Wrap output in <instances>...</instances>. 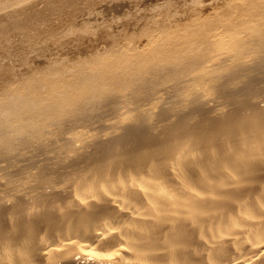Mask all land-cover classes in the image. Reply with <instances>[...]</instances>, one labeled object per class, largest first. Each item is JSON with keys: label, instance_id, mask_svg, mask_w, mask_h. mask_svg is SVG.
Instances as JSON below:
<instances>
[{"label": "bare ground", "instance_id": "bare-ground-1", "mask_svg": "<svg viewBox=\"0 0 264 264\" xmlns=\"http://www.w3.org/2000/svg\"><path fill=\"white\" fill-rule=\"evenodd\" d=\"M173 4L0 56V264H264V0Z\"/></svg>", "mask_w": 264, "mask_h": 264}, {"label": "rangeland", "instance_id": "rangeland-1", "mask_svg": "<svg viewBox=\"0 0 264 264\" xmlns=\"http://www.w3.org/2000/svg\"><path fill=\"white\" fill-rule=\"evenodd\" d=\"M135 1L134 0H128V1L127 0H64V1L63 0H21L18 2V1H14V0H0V2H1L0 3V56H4L5 54L7 55L10 53V56L8 57L9 59L4 58L2 62L4 65L8 64L10 62V65H12V66L17 65L19 68V66H21L22 59H26V60L37 59L38 60V57L39 58L44 57V55L43 56H39V55L36 56L38 53L36 51H32V49H30L29 45L27 46L26 43L27 42L29 44L35 43L36 48L42 47L41 46L42 44H40L42 42L40 40L43 38L44 39L48 38L46 36H49L51 31H53V33H54L53 34L51 32L52 33L51 36H53V35L54 36L52 38L51 37L48 38L49 39L48 44H47V40L46 41L44 40L45 42L42 40L43 43H46L47 46L49 47V48L46 47L47 48L46 54L49 52L48 56L50 54L53 55L54 53H52V52H55V54H56L57 50L60 53L58 52L57 54H59V55H56V56H61L64 54H65V56L66 55L70 56L71 52L73 53V55H74V53L79 54L80 51L86 50V48L90 42L94 41V43H95L97 40H99V41L102 40V42H100V43H102V45H104L103 40L106 38V36H104L105 35L104 33H107L108 30H109L108 32H115V30L119 28L118 25L121 28H125V27L127 29L130 28V27H127L128 25L124 26L127 23V21L126 22H124V21L126 20L125 19L126 17H129V18H127L129 20L133 15L138 14L137 11H135V12L133 11V9L134 10L137 9L135 7H137L139 5L137 10L139 12V8H141L140 12H142V13L139 12V14L142 15L144 12L147 11L146 9H148L150 11L151 6L154 7L156 4H159V3L161 4L164 1H168V0H135ZM169 1H173V3H174L173 6L175 5L174 9H183V8L185 9V7H187L186 9H188L191 12H192V10H193V12L195 10H197V7L199 10L202 8L201 9L202 13H211L214 11L213 10L214 8L215 9L217 8L216 10H221L220 8H222L224 10V8H223L224 6L222 4L224 0H221V1H219V0H202L201 4H198V5L196 4L197 6L196 5L194 6L192 1L190 2V0H187L188 2L186 0L185 1L169 0ZM230 1H232V0H230ZM130 2H132V3H130ZM175 2H177V4ZM181 2H183V3H181ZM189 2H190V5L187 6L189 4ZM180 3H181V5H180ZM182 4L186 5V6H182ZM106 5H109V6H106ZM144 7H146V8L144 11H142ZM170 7H172V6H170ZM176 7H179V8H176ZM58 8H60V9H58ZM90 11H92V13ZM130 11H132V12H130ZM8 12H10V13H8ZM87 12H89L88 16H87ZM97 12L99 14H97ZM129 13H130V15H129ZM139 14H138V16H140ZM87 17H89V18H87ZM82 18H84V19L82 20ZM97 18H98V20H97ZM132 20L133 19H131V21ZM50 29H51V31L48 32V30H50ZM85 29L87 31L91 30V32L89 31L90 36H88L89 35L88 32H85L86 31ZM70 30L78 31V33L76 32V34H73L74 31H70ZM102 30L104 31V33ZM130 30H132V32ZM67 31H68V33H67ZM82 31H84V32H82ZM92 31H95L97 34L95 32H92ZM129 31L131 32L130 35H132L133 33H137L139 31V29H134V31H133V29L130 28L128 30V32ZM44 32H46L48 34H46ZM55 33H57V34H55ZM85 33H88V34H85ZM36 34H37V36L39 34H41V35H39L37 37ZM31 35L33 38L31 37ZM57 35L59 37L55 39L54 37H57ZM91 35L93 37V41H92ZM95 35H97V37ZM101 35H103L104 38H102ZM134 35H137V34H134ZM98 36L101 37L102 39L99 38ZM34 37H36V38L34 39ZM30 38H32L33 40H31V41L28 40ZM89 38H90V40H89ZM52 39H53V43L56 40L55 41L56 45H54L55 43L54 44L52 43ZM57 39L58 40L60 39V42ZM99 41H97V43H99ZM87 42H88V44H87ZM36 43L39 44L40 46L36 45ZM51 43L53 44L52 47L49 46V45H51ZM59 43L60 44H63V43L66 44V45L63 44L64 47L66 46V49L62 45H60ZM22 44H24V45H22ZM68 44L69 45L71 44V45L69 46ZM74 44H76L77 46L76 45L75 46L78 48L80 45H82V47L85 46L86 48L85 47L82 48L80 46L82 49V50H80V48L79 49L76 48L74 46ZM23 46H24V48H23ZM26 46L28 47V49ZM55 46L57 47V50H56ZM72 46L75 49L72 48ZM100 46H101V44H100ZM11 47H13V48H11ZM62 47L65 50H63ZM97 47H99V46H97ZM70 48H72V49L70 50ZM19 49L23 50L24 52L23 51L22 52L25 54L22 53V55H21V53H19V55H18L17 53L19 51H21ZM50 49L52 52L49 51ZM6 50H7V53H6ZM13 50L15 53L13 52V54H12ZM28 50L30 53L28 52ZM68 50H69V52L70 51L71 52L69 53ZM75 50H78V51L75 52ZM65 51H67V53H64ZM31 52H33V53H31ZM55 54H54V56H55ZM23 55H24V58H23ZM15 60L17 62H15ZM17 66L15 68H17Z\"/></svg>", "mask_w": 264, "mask_h": 264}]
</instances>
